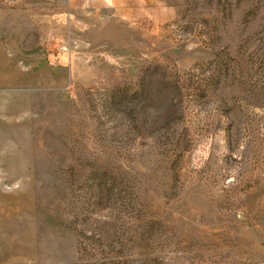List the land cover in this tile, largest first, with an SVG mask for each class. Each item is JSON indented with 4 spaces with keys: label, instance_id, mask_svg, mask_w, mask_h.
I'll use <instances>...</instances> for the list:
<instances>
[{
    "label": "rangeland",
    "instance_id": "obj_1",
    "mask_svg": "<svg viewBox=\"0 0 264 264\" xmlns=\"http://www.w3.org/2000/svg\"><path fill=\"white\" fill-rule=\"evenodd\" d=\"M59 1L0 0V264H264V4Z\"/></svg>",
    "mask_w": 264,
    "mask_h": 264
},
{
    "label": "crops",
    "instance_id": "obj_2",
    "mask_svg": "<svg viewBox=\"0 0 264 264\" xmlns=\"http://www.w3.org/2000/svg\"><path fill=\"white\" fill-rule=\"evenodd\" d=\"M75 3L79 4L83 8L94 11L95 13L106 14L110 16L111 19H114L113 24L109 27L118 28V22H121L122 19H127L128 17L138 18L146 11L160 12H173L175 7L178 5L184 4L185 0H73ZM188 2H201L202 0H187ZM44 6L48 11V17H55L63 13L64 8L62 7L63 3L59 0H42ZM216 4V10L222 14V17L226 16L227 21L231 20L232 28L237 29L241 28V13L251 12L254 7L260 4H264V0H213ZM52 8V10H51ZM259 10V9H258ZM260 11V10H259ZM264 11V10H263ZM17 13H23L19 15L21 19H24V24L22 26L28 27L27 19L29 16L26 15V10L22 11L21 9L12 10V17L16 21L15 17ZM51 13V14H50ZM55 22V21H54ZM122 24V23H120ZM230 25V24H229ZM123 25H121L122 27ZM23 40H26V33H19L14 35H6L0 37V55L3 60L2 64L7 67L10 72H15L20 70L17 69L11 62L19 56L28 55V51L21 50L15 51L14 45L21 44ZM6 45H12L11 47H6ZM26 57V56H24ZM21 71V70H20Z\"/></svg>",
    "mask_w": 264,
    "mask_h": 264
}]
</instances>
